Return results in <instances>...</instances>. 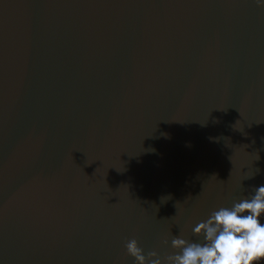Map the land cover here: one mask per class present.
<instances>
[{"label": "water", "instance_id": "water-1", "mask_svg": "<svg viewBox=\"0 0 264 264\" xmlns=\"http://www.w3.org/2000/svg\"><path fill=\"white\" fill-rule=\"evenodd\" d=\"M262 184L255 0H0V264L175 255Z\"/></svg>", "mask_w": 264, "mask_h": 264}, {"label": "clouds", "instance_id": "clouds-1", "mask_svg": "<svg viewBox=\"0 0 264 264\" xmlns=\"http://www.w3.org/2000/svg\"><path fill=\"white\" fill-rule=\"evenodd\" d=\"M264 7V0H255ZM259 171V170H257ZM253 173L245 178H250ZM203 243H190L180 236L171 240L177 254L161 257L157 251L147 257L138 241H127L126 253L136 264H264V184L231 207H220L192 227Z\"/></svg>", "mask_w": 264, "mask_h": 264}]
</instances>
